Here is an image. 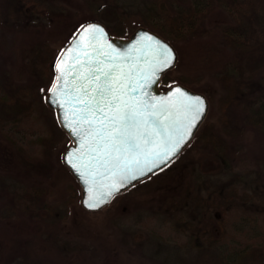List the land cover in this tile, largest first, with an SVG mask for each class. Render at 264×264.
<instances>
[{
    "label": "rangeland",
    "instance_id": "obj_1",
    "mask_svg": "<svg viewBox=\"0 0 264 264\" xmlns=\"http://www.w3.org/2000/svg\"><path fill=\"white\" fill-rule=\"evenodd\" d=\"M242 2V12L234 16L225 9L203 10L205 19L197 26L204 33L171 43L178 62L166 74L188 79L186 87L210 104L192 142L115 205L89 212L81 195L70 209L64 204L75 184L63 162L73 141L46 102L52 69L45 67L44 44L59 58L84 24L123 22L129 38L146 24L163 21L174 8L196 3L0 0V264H264V254L240 255L247 245L261 252L264 245V132L243 126L253 116L254 103L264 101V0ZM244 15L252 20L250 48L234 53L222 31L212 29ZM232 148L239 151L229 171L219 153ZM231 180L235 183L226 192L234 194L232 206L219 213L228 234L221 248H214L198 238V224L208 219L225 231L204 207L218 200ZM39 190L49 192L41 197L47 211L39 207Z\"/></svg>",
    "mask_w": 264,
    "mask_h": 264
},
{
    "label": "snow or ice",
    "instance_id": "obj_2",
    "mask_svg": "<svg viewBox=\"0 0 264 264\" xmlns=\"http://www.w3.org/2000/svg\"><path fill=\"white\" fill-rule=\"evenodd\" d=\"M104 35V29L98 25L85 27L80 40L72 48L60 53L64 59H57L54 72L59 74L54 77V83L48 89L49 102L61 108L62 123L65 103L76 101L82 105L75 110L80 113L77 123L89 127L83 135L75 128L70 130L71 134L81 146L87 141L88 152L94 153L91 161L95 162V171L102 176L110 174L109 178L112 179V190L93 194L85 200L89 208H98L108 202L113 191L153 172L160 165H166L168 159L177 154L180 146L191 135L206 107L202 97L171 84L165 85L171 89L166 94H152L153 88H159L164 83L160 74L172 67L175 60L173 50L159 40L155 41L156 48L153 59L148 62L147 72L138 74L136 82L132 84L126 83V80L133 77L124 72V66L120 63L125 57L111 43L108 44L110 51L80 52L86 38L87 47L98 49ZM143 38L148 41L155 39L147 35ZM73 51L79 55L72 65H68L66 52ZM80 55L87 59L81 61ZM62 64L66 65L65 69L61 68ZM77 64L80 65L79 69H76ZM73 71V88L69 89L68 76ZM65 127L68 125L65 124ZM65 160L82 178L88 174L80 171L73 162V152L67 153ZM101 169L104 171L101 172ZM84 182L88 184V181Z\"/></svg>",
    "mask_w": 264,
    "mask_h": 264
},
{
    "label": "trees",
    "instance_id": "obj_3",
    "mask_svg": "<svg viewBox=\"0 0 264 264\" xmlns=\"http://www.w3.org/2000/svg\"><path fill=\"white\" fill-rule=\"evenodd\" d=\"M33 1L38 2L41 0H33ZM194 1L196 4L192 5V7L187 8V9L186 8H174L172 14L169 15L163 21H160L159 23H153L151 25L146 24L145 27H147V29H151L152 31L156 32L161 37L169 41L170 43H176L177 40L179 38H183L184 35L186 36L195 35L196 36V35H202L204 33V31H199L200 29L197 26V24H199V21H203L205 19V16H201L203 10L210 12L212 9H225L227 10V13L234 16L235 14H237V12L239 13L242 12V10L240 11V7L242 8L245 4L242 2V0H194ZM25 6L26 5L24 3V7H22V11L25 10ZM200 7L202 8L200 9ZM245 15L244 17H240V20H237L238 17H235V19H233L232 24L230 25L217 26L212 29L213 31L215 29H220L222 31L221 36H222L224 43L234 53L245 52L248 49V47L250 48V43L248 39V33H249L248 31L252 28V20L251 18L246 17ZM82 27L83 26H81V28ZM106 28L111 33V36L115 38L124 39L129 35V32L128 30L125 29V24L123 22L117 23L112 26L106 25ZM44 53H45V57H44L45 67L47 70H49V72L52 69V76L50 77V80H49L50 85H51L54 83V77L56 74L54 72V65L58 59L59 53L56 52L54 48L51 47L48 43L44 44ZM162 80L164 82L161 84L162 86H165L166 84H171V85L172 84H182L185 86L190 84L188 79H186L185 77H172L169 74L164 75ZM231 100H234V98H232ZM253 108L254 109L250 108V111L252 112L253 116L247 117L246 123L243 126L246 128L248 127L255 128V129H258L264 132V101L263 102L259 101V102L254 103ZM241 133H243V131H241ZM240 149L244 150V146L242 147L240 146ZM237 151L239 150H236V149L234 150L232 148L230 152H223V154L221 152L219 153L220 154L219 156L221 157V165L223 168L229 171H234L235 169L234 158L236 157L235 154ZM233 177H234V174L232 175V179ZM241 179L237 180L238 186L240 185ZM234 183L235 181L233 182L231 180L229 181V184L223 185L224 188L221 189V192L219 194L220 196L219 199L211 200V203L204 207L206 214L213 215L217 219L218 224L223 223L224 229H225V222H224L225 220H224L223 215H220L219 213H223V209L229 210L230 207L232 206L231 204L233 202L231 200L233 199L232 197L234 196V194L228 193L226 191L229 187H232ZM69 187H70L71 194L68 197V199H66L64 202V204L67 206L68 209H70L76 203L79 202L80 195H81V189L76 180H75V184H72ZM37 193L39 194L40 201H41V205L39 206L40 209L47 211L49 208L48 202L47 200H45V197L43 198L41 197L45 194L47 196L49 192L47 191L44 194L42 190H39ZM123 194L117 196L108 207L115 205L119 201V199L122 197ZM217 214H219V216H217ZM53 218H56V217L53 216ZM213 224L208 222V219L207 221L201 220L200 223L198 224V230H197L199 232L198 238L203 239V242L204 241L206 242L205 244H209V245L211 244V247L221 248V245L219 244L223 241L222 236L227 235L228 233L226 229L223 232L222 230H219L218 227H216V225L213 226ZM198 244L197 246L194 245V248H200V244L199 245ZM261 245H262L261 250L263 253L259 250L250 249V245H247L246 248L244 247L242 249L240 255H242L245 252H249L253 256H257V255L261 256L264 254V245L263 243ZM203 249L204 248H201V252ZM231 251L232 250L228 252H231ZM204 255L206 256V251L204 252ZM224 255L225 254H222L221 256H224ZM228 256L230 257V255ZM243 257L246 258L245 256ZM230 260L233 261L235 259L230 257ZM203 261L205 262V260Z\"/></svg>",
    "mask_w": 264,
    "mask_h": 264
},
{
    "label": "water",
    "instance_id": "obj_4",
    "mask_svg": "<svg viewBox=\"0 0 264 264\" xmlns=\"http://www.w3.org/2000/svg\"><path fill=\"white\" fill-rule=\"evenodd\" d=\"M88 25H98V26L102 27L104 29V32L106 35H104L100 39L98 49H94L92 47H87L88 40L86 38L84 41V45H82V47L80 49V52H82L84 50H87L88 52H95L97 50L110 51V49L108 48V44L111 43L116 48L117 52L120 55L125 57L124 60L120 61V63H122L124 66V72L130 73L131 77H133V79L126 80L127 84L135 83L136 82L135 78L138 76V74H143V73L147 72V70L149 68L148 62L153 59V51L156 48V44H155L156 40H159L162 44H165L168 47H170L173 50V53L175 55V60L173 61L172 67L168 68L163 73H161L160 74L161 78H163V76L166 73L173 70L177 65L178 53H177L175 47L169 41H167L166 39H164L163 37H161L157 33L150 31L149 29H146V28H139L134 33H132L129 38H125V39L115 38V37L111 36V33L108 31V29L105 27L104 24L97 22V21H93V22H89V23L85 24L78 31V33L75 35V37L72 39V41L68 44V46L65 48V50L72 48L73 45L77 41L80 40V35L83 33V29L85 27H87ZM145 35L154 37L155 39L152 41H148V40L143 38ZM77 55H79V53L77 51H73L70 53L66 52V56L68 57V61H67L68 65H72L75 62ZM101 58H103V57H101ZM59 59L63 60L64 57L60 56ZM80 59H81V61H83V60L87 59V57L80 55ZM61 68L65 69L66 65L62 64ZM79 68H80V65L77 64L76 69H79ZM58 74L59 73L56 72V75H58ZM74 76H75V71H73L72 75L68 76L69 84L67 85V87L69 89L73 88L71 81L73 80ZM77 83H79V81H77ZM173 87L182 88L192 95L202 97L204 99L205 105H206L203 116L200 118L199 121H197L196 126L191 131V135L189 137H187L185 142L180 146L177 154L172 156L170 159H168L166 165H160V167L154 168L153 172H148L146 175H143L140 178L133 180L131 183H128V184L121 186L118 191H113V195L108 198V202L101 204L98 208L87 207L85 205V200L89 199L93 194H99V193L108 192V191L112 190L110 188V185L112 183V179L109 178L110 174H105L102 176L98 172L95 171V168H94L95 162L91 161V156L94 153L88 152L87 141L85 142L84 146H81L80 144H78L77 138L73 134H71L70 130L75 128L80 133V135H83L84 130L89 127L87 124L77 123L78 118L80 116V113L78 111H75V110L82 107V105L76 103V101H72L70 104L65 103L64 108H63L64 122L62 123L60 120L61 108L51 104L48 100V97H47L46 102H47L48 107L50 109L56 111L61 128L73 141V144L71 146H69L64 152L63 162H64L65 166L68 168V170L70 171V173L72 174V176L78 182L79 186L81 187V205L86 211L98 212V211H101L102 209L106 208L107 206H109L112 203V201L117 196L121 195L122 193H124L128 189L135 186L137 183L147 179L148 177L154 175L155 173L161 171L162 169L166 168L171 163H173L181 155V153L189 146V144L192 142V140L194 139L197 132L202 127V125L204 124V122L207 118V115L209 113V108H210L209 101L204 94L199 93V92H195V91H193V90L189 89L188 87L183 86L181 84L173 85ZM169 91H171L170 88H168L166 90H162L161 85H160L159 88H153L152 94L160 96V95L166 94ZM146 98L147 97H144V99H146ZM167 122L168 121H166V123ZM65 124H67L68 127H65ZM97 126L98 125H93V127H97ZM77 149H79V151H77ZM70 151L74 153L73 162L77 164L79 170L88 173L83 178L78 174L77 171H74L72 169V167L65 160L66 154L69 153ZM85 165H87V166H85ZM100 171L103 172L104 170L101 169ZM84 181H88V184L86 185ZM86 189H92V191H87Z\"/></svg>",
    "mask_w": 264,
    "mask_h": 264
}]
</instances>
